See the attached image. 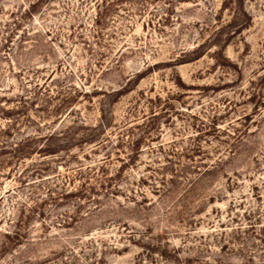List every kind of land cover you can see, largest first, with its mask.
<instances>
[{
    "label": "rangeland",
    "instance_id": "obj_1",
    "mask_svg": "<svg viewBox=\"0 0 264 264\" xmlns=\"http://www.w3.org/2000/svg\"><path fill=\"white\" fill-rule=\"evenodd\" d=\"M0 264H264V0H0Z\"/></svg>",
    "mask_w": 264,
    "mask_h": 264
},
{
    "label": "trees",
    "instance_id": "obj_2",
    "mask_svg": "<svg viewBox=\"0 0 264 264\" xmlns=\"http://www.w3.org/2000/svg\"><path fill=\"white\" fill-rule=\"evenodd\" d=\"M5 237H8L7 235Z\"/></svg>",
    "mask_w": 264,
    "mask_h": 264
}]
</instances>
